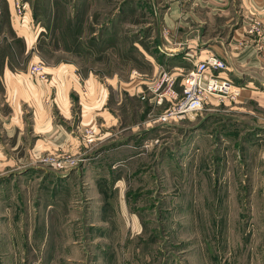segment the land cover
Here are the masks:
<instances>
[{"label":"rangeland","instance_id":"374dc122","mask_svg":"<svg viewBox=\"0 0 264 264\" xmlns=\"http://www.w3.org/2000/svg\"><path fill=\"white\" fill-rule=\"evenodd\" d=\"M160 3L164 9L166 2ZM145 4L146 0H0V264H264V111L245 104L242 92L238 102L215 101L195 118L155 121L164 109L150 90L154 77L145 82V93L123 90L122 103L116 100L111 79L129 81L134 70L148 72V51L159 55L153 46L158 33L167 30L161 23L158 28L156 15ZM220 4L229 6L235 18L229 17L232 25L227 29L206 26L207 37L228 41L240 27L246 40L251 38V45L263 50L264 0ZM35 63L47 69L66 66L85 79L89 72L107 83L109 110L120 116L121 131L112 137L116 140L101 145L95 126L77 125L87 106L84 88L72 93L73 116L66 119L74 128L79 126L75 136L95 156L121 149L115 166L132 171L128 177L120 171L129 180L121 199L141 218V234L125 237L126 224L112 212H121L122 200L110 190L107 213L116 222L106 225L92 217L106 208L103 203L92 206L88 199L83 166L93 158L87 157V148L31 150L28 131L44 122V109L28 101L20 104L14 88ZM160 65L172 72L180 66L158 62L157 71ZM53 76L49 72L50 79L41 80L48 89ZM17 93L25 97L23 90ZM49 93L44 96L45 109L55 122H65ZM4 120L26 126V157L13 153ZM88 129L95 130L90 140ZM131 150L134 159L123 155ZM53 211L58 214L55 222Z\"/></svg>","mask_w":264,"mask_h":264},{"label":"crops","instance_id":"0c3cea01","mask_svg":"<svg viewBox=\"0 0 264 264\" xmlns=\"http://www.w3.org/2000/svg\"><path fill=\"white\" fill-rule=\"evenodd\" d=\"M161 1L166 2L164 9L161 6ZM220 2L221 0H212V2L207 0H146L145 8L150 9L156 15L158 28L161 29L162 24L167 30L164 32L165 34L158 33L157 42L155 46H153L156 49L155 52L157 51L159 55H153V50L148 51L146 47L142 45L143 49L149 52L150 55L147 53L149 56L152 54L149 60L151 66L148 72L145 73L134 70L129 81L119 80L118 78H115L116 81L114 78L111 79L110 85L116 92L118 104L122 103L121 95L123 90L130 95H138L143 93V91L145 93V82L159 75V71H157L158 67L156 66L158 62H162L167 66L168 64L171 66L177 64L180 65L176 66L179 69L184 68L187 70L198 60L195 59V57L188 58L186 56L187 53L192 55L196 53L198 58H204L210 53L216 54L226 60L228 69L225 70L222 75L225 73L224 76L232 78L237 84L245 87L242 91L243 102L245 101V104L248 105L254 104L258 109L260 108L264 111V49L258 52L256 47L249 42V40H254L251 38L246 40L245 36L240 32V27L235 28V33L228 41L224 40L227 37L221 40H217L216 37L214 40L207 37L208 35L205 32L206 26H213V30H220L222 28L227 29L232 25L229 17H232V19L235 18L231 8L229 6L224 8L225 6L221 5ZM141 12L143 11L141 10ZM223 18H225L224 23H220L219 19ZM168 31L171 34H169ZM142 54L146 55L145 53ZM200 54L201 56H199ZM172 63L174 64L172 65ZM50 68L47 69L46 66V70L54 74V76L51 77L53 78L51 80L52 85L49 89L45 87L44 81L33 77L31 74H29L28 77H24L22 82L19 81L16 88H14V92H16L14 97L15 100L16 97H19V103L28 101L29 104H36L37 107H43L44 109L41 112L42 116L40 115L44 122L41 124L36 122L34 129L29 130L30 132L28 131V134L32 136L30 139L31 143H33L31 150L38 153L44 148L52 150L70 148L72 152H77L80 149L87 148V157L93 158L91 159L93 161L83 166L87 170V189L90 192L88 199H91L92 206H101L103 203L102 209L104 210L106 208L104 212H99V214L93 212L91 215L93 218H99L98 220L106 225H108V223H114L116 221L111 218L112 214L107 213L108 206H110L108 204L109 200L106 202L108 195L107 191L109 192L110 190L116 193L117 197L122 200L121 198L124 191L129 190V180L124 179L125 177L120 175V171L124 172L125 170L115 166L117 163L115 161H117V158L120 156L118 152H120L121 149L114 147L106 152H103L102 149L100 156H95L93 149H90L88 145L87 147L81 145L83 143L75 136L74 132H76L79 126L74 128V123L67 120L73 116L70 110L72 93L74 94L75 90L79 92L81 88H84L83 93L87 98V106L83 105L82 113L79 115L82 121L81 124L77 125L83 126L87 124L95 126L98 132L97 139L103 141L101 145L108 142V139L116 140V138L113 139L112 137H117L119 131H121V129L118 130L117 127L119 124L117 121L120 116L114 115L109 110V87L106 85L107 83H103L99 79L93 77L92 73L89 72L85 79L79 72H75L66 66ZM48 71L47 73L49 75ZM135 72H137V74ZM7 75V72H5L4 77L7 82L4 84L8 89L10 83L8 82ZM48 79L50 78L48 77ZM178 88L180 89V87ZM41 89H43V91H41ZM44 89L48 90L45 92ZM22 90L24 92L22 96L25 95V97H21L17 93L18 91L21 93ZM46 93H53V100L56 103H54V105L56 107L58 105L61 113L65 116L64 121L66 123L63 121V123L55 122L51 112L45 109L44 96ZM157 106L163 107L165 110L168 106V102L164 105ZM245 107L251 106L245 105ZM68 111L70 113L69 115H67ZM250 111L253 110L250 109ZM48 119L49 121L46 122ZM4 123L6 134L10 137V140L13 141V153L19 157H26L27 153L25 152H28V149H30H27L30 141H28L29 139L27 138L26 126L22 127L19 123L9 120H4ZM123 153V155H130L132 159L135 157L134 150ZM113 155H115V158L110 160V157H113ZM135 170H133V172ZM130 172L132 171L126 169L124 175H127V177L132 175ZM129 206L131 209V205L122 200L120 204L121 212L118 210L114 211L115 209L112 212L120 216L121 222L126 224L127 234L125 237H134L141 234L142 223L141 218H139L137 214H131ZM53 207L54 205H52V208ZM52 214L54 216V211ZM54 217L55 219L53 218V222L56 221L58 214ZM59 224L60 221H57V227Z\"/></svg>","mask_w":264,"mask_h":264},{"label":"built area","instance_id":"2783aa9c","mask_svg":"<svg viewBox=\"0 0 264 264\" xmlns=\"http://www.w3.org/2000/svg\"><path fill=\"white\" fill-rule=\"evenodd\" d=\"M186 56L194 57L189 53ZM159 68V75L150 90L154 93L157 105L168 102L167 108L155 118V121L162 123H176L195 118L207 105L214 104L215 101L238 102L244 88L232 78L221 74L220 71L228 69V64L215 54L205 59L199 58L187 70L177 68V71L172 72L164 65ZM30 74L39 80L48 78L43 63L33 64ZM94 133V129H88L87 140H90Z\"/></svg>","mask_w":264,"mask_h":264}]
</instances>
